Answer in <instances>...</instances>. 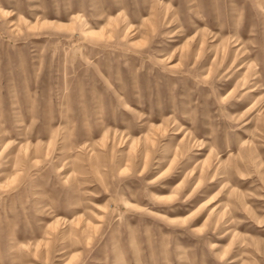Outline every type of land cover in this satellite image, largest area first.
Masks as SVG:
<instances>
[{"label":"rangeland","instance_id":"rangeland-1","mask_svg":"<svg viewBox=\"0 0 264 264\" xmlns=\"http://www.w3.org/2000/svg\"><path fill=\"white\" fill-rule=\"evenodd\" d=\"M0 264H264V0H0Z\"/></svg>","mask_w":264,"mask_h":264},{"label":"bare ground","instance_id":"bare-ground-1","mask_svg":"<svg viewBox=\"0 0 264 264\" xmlns=\"http://www.w3.org/2000/svg\"><path fill=\"white\" fill-rule=\"evenodd\" d=\"M77 14V13H76ZM76 17H78V15H75Z\"/></svg>","mask_w":264,"mask_h":264}]
</instances>
